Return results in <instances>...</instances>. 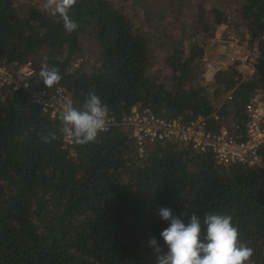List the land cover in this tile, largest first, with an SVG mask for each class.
Segmentation results:
<instances>
[{
    "label": "trees",
    "instance_id": "16d2710c",
    "mask_svg": "<svg viewBox=\"0 0 264 264\" xmlns=\"http://www.w3.org/2000/svg\"><path fill=\"white\" fill-rule=\"evenodd\" d=\"M237 14L241 35L261 51L259 74L239 83L225 69L211 92L189 82L206 55L200 40L230 24L220 9L166 59L172 84L153 75L151 41L112 0H77L69 15L78 27L71 33L59 16L0 0V60L58 68L62 79L55 86L75 108L94 92L117 120L147 106L159 117L203 116L212 129L224 123L243 131L250 99L264 88V0H243ZM84 42L92 47L91 69L72 68ZM36 72L31 85L47 88ZM218 98L221 105L213 101ZM61 128L24 90L0 89V264H156L149 241L167 251L160 233L169 221L161 208L185 223L197 215L202 238L207 215H230L240 242L254 250L250 264H264V167L219 165L210 153L178 141L153 144L139 157L131 131L121 126L64 149ZM50 134L57 139H42ZM259 153L264 162V146Z\"/></svg>",
    "mask_w": 264,
    "mask_h": 264
},
{
    "label": "built area",
    "instance_id": "2783aa9c",
    "mask_svg": "<svg viewBox=\"0 0 264 264\" xmlns=\"http://www.w3.org/2000/svg\"><path fill=\"white\" fill-rule=\"evenodd\" d=\"M221 50L223 56L217 61L215 68L207 57L202 59L214 74L231 68L239 83H249L258 76L261 51L257 44L250 43L248 36L242 39L231 34L224 40ZM79 62H75V68L79 67ZM36 71L33 61L0 60V89L5 88L13 92L24 90L29 94L31 102L38 106L44 115L61 123V113L68 102L72 104V100L60 86L51 89L34 88L31 80L36 77ZM228 99L231 100L232 97L228 96ZM107 115V127L99 134L119 126L128 128L139 157H143L153 144L178 141L194 152L210 153L219 165L264 167L259 153L264 146V88L256 89L250 99L246 108L247 121L243 131L240 126H236V129L231 131L224 123L218 129H212L210 121L203 116H198L189 122H185L180 117H159L147 106L134 107L131 113L121 120L108 113ZM213 118L217 123L222 122L218 114H214ZM64 143V149H71L74 145L66 135Z\"/></svg>",
    "mask_w": 264,
    "mask_h": 264
},
{
    "label": "clouds",
    "instance_id": "9594fccd",
    "mask_svg": "<svg viewBox=\"0 0 264 264\" xmlns=\"http://www.w3.org/2000/svg\"><path fill=\"white\" fill-rule=\"evenodd\" d=\"M77 0H45L44 10L59 16L65 31L71 33L78 25L69 12ZM39 79L47 88L59 84L62 77L56 67L47 64L40 66ZM61 131L78 145L94 143L98 134L108 124L107 108L100 98L90 92L80 108L68 102L61 113ZM46 142L57 139L55 134L42 137ZM159 215L169 226L160 235L167 245V251L161 252L155 238L149 244L157 252L156 264H250L254 250L239 240V231L232 223L230 215L209 214L204 218L206 231L201 237L200 218L193 214L187 223L173 216L168 208H161Z\"/></svg>",
    "mask_w": 264,
    "mask_h": 264
},
{
    "label": "rangeland",
    "instance_id": "374dc122",
    "mask_svg": "<svg viewBox=\"0 0 264 264\" xmlns=\"http://www.w3.org/2000/svg\"><path fill=\"white\" fill-rule=\"evenodd\" d=\"M16 5L26 12L31 8L44 10L45 0H15ZM115 7L126 15L136 28L152 43V73L154 76L172 84V72L166 64V59L182 40L195 38L194 34L201 27L211 22V13L220 9L229 15L230 24L220 26L213 37L200 40L205 46L209 62L214 67L221 59V46L231 34L245 39L247 34L241 35L238 30L237 10L243 5V0H112ZM84 52L71 65L75 68L76 61L86 64L87 70L91 69L93 59L92 47L84 42ZM37 70L40 64L35 61ZM215 68V67H214ZM215 75L204 61H198L189 82L190 86L205 87L210 92L215 84ZM224 98L213 99L214 103L221 105ZM229 126V124H226Z\"/></svg>",
    "mask_w": 264,
    "mask_h": 264
}]
</instances>
